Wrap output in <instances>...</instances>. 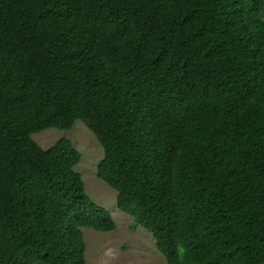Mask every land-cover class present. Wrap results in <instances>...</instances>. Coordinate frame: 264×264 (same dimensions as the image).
<instances>
[{"label": "trees", "instance_id": "16d2710c", "mask_svg": "<svg viewBox=\"0 0 264 264\" xmlns=\"http://www.w3.org/2000/svg\"><path fill=\"white\" fill-rule=\"evenodd\" d=\"M96 175L168 264H264V0H0V264H86L115 229Z\"/></svg>", "mask_w": 264, "mask_h": 264}, {"label": "rangeland", "instance_id": "374dc122", "mask_svg": "<svg viewBox=\"0 0 264 264\" xmlns=\"http://www.w3.org/2000/svg\"><path fill=\"white\" fill-rule=\"evenodd\" d=\"M43 148L61 137L69 138L81 158L75 166L84 181L86 192L113 217L116 227L107 232L83 228L86 264H168L157 251L151 233L116 205V191L97 177L96 165L102 158V147L95 135L77 120L68 129L47 128L32 135Z\"/></svg>", "mask_w": 264, "mask_h": 264}]
</instances>
